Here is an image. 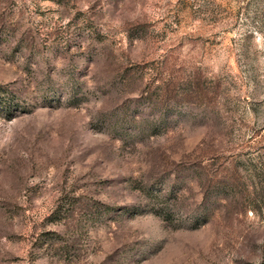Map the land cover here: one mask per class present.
I'll use <instances>...</instances> for the list:
<instances>
[{"label": "rangeland", "instance_id": "obj_1", "mask_svg": "<svg viewBox=\"0 0 264 264\" xmlns=\"http://www.w3.org/2000/svg\"><path fill=\"white\" fill-rule=\"evenodd\" d=\"M0 264H264V0H0Z\"/></svg>", "mask_w": 264, "mask_h": 264}]
</instances>
